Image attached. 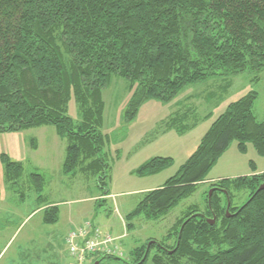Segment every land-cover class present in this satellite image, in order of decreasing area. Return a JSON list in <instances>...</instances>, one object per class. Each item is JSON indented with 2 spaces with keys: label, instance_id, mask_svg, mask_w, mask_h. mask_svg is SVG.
<instances>
[{
  "label": "trees",
  "instance_id": "16d2710c",
  "mask_svg": "<svg viewBox=\"0 0 264 264\" xmlns=\"http://www.w3.org/2000/svg\"><path fill=\"white\" fill-rule=\"evenodd\" d=\"M55 28L85 88L98 90L112 75L136 83L127 121L147 98L168 102L185 85L264 67V0H0V130L43 124L68 130L70 119L50 105L68 93L65 62L51 38ZM254 99L251 93L228 104L181 169L149 191L127 217L168 211L206 177L233 139L251 141L264 154V121L252 114ZM67 158L69 171L74 156ZM169 162L152 159L138 171L155 173ZM233 181L250 189L241 205L229 208L231 214L241 208L236 215L226 216L225 197L220 205L216 194L221 193L214 191L211 210L206 201L202 213H213L214 225L191 217L173 254L150 247L174 263L179 256L193 264H264V188L254 194L264 183V171ZM49 213L54 220L56 210ZM144 249L145 244L134 248L131 263ZM154 258V264H168L159 263L160 255Z\"/></svg>",
  "mask_w": 264,
  "mask_h": 264
},
{
  "label": "rangeland",
  "instance_id": "374dc122",
  "mask_svg": "<svg viewBox=\"0 0 264 264\" xmlns=\"http://www.w3.org/2000/svg\"><path fill=\"white\" fill-rule=\"evenodd\" d=\"M59 33L55 28L51 38L65 62L68 93L50 105L70 124L67 131L55 124L0 130V264H70L64 238L84 220L110 232L111 244L123 253L120 258L133 262L134 248L149 240L170 249L186 216L206 214L211 187L228 191L230 208L248 198L250 189L233 180L262 173L264 154L251 141L233 139L206 177L168 211L127 217L149 191L181 169L228 104L255 93L251 111L257 122L264 121V67L185 85L168 102L147 98L127 121L136 83L112 75L98 90L85 88L70 67ZM69 155L74 160L67 171ZM166 158L170 162L158 172L139 173L149 160ZM216 195L223 205L225 196ZM50 208L56 210L54 220ZM155 255L159 263L193 264L179 256L170 262L154 247L144 264H154ZM101 264L125 263L111 257Z\"/></svg>",
  "mask_w": 264,
  "mask_h": 264
},
{
  "label": "built area",
  "instance_id": "2783aa9c",
  "mask_svg": "<svg viewBox=\"0 0 264 264\" xmlns=\"http://www.w3.org/2000/svg\"><path fill=\"white\" fill-rule=\"evenodd\" d=\"M111 234L101 233L98 227L85 220L71 228L66 237L70 264H83L90 256L98 253L123 256L116 245L111 244Z\"/></svg>",
  "mask_w": 264,
  "mask_h": 264
},
{
  "label": "water",
  "instance_id": "95a60500",
  "mask_svg": "<svg viewBox=\"0 0 264 264\" xmlns=\"http://www.w3.org/2000/svg\"><path fill=\"white\" fill-rule=\"evenodd\" d=\"M263 188H264V183L259 184V186L257 187V189H256V191L254 192V194L257 193L259 190H261V189H263ZM217 190L220 191V192L226 197V206H225V214H226V216L229 217V216L236 215V214L240 211L241 208H239L235 213L231 214V213L229 212V208H230V198H229V195H228V191H227L226 189H224V188H220V187H215V186H213V187H211V188L208 190V192H207V206H208V209L211 210V207H210V204H211V196H212L213 192H214V191H217ZM254 194H253V195H254ZM253 195L249 198V200L253 197ZM194 216H199V217L203 218V219L207 222V224H209V225H214L215 222H216V216H215L213 213H211V217L205 216L204 214H202V213H198V212H197V213H194V214H192L190 217L186 218V219L181 223V225H180V227H179V230H178V234H177V238H176L175 246H174L173 249L168 250V249L164 248L160 243H158V242H156V241H153V240H149V241L146 243V245H145V249H144V252H143L142 257H141L140 260H139L138 262H136V263H131V262H129L128 260H125V259L122 260V259H121L120 257H118V256L100 255V256L96 259V261L94 262V264H100V262H101L103 259L111 258V257H113V258H115V259H117V260H121V261L124 262L125 264H142V263L145 261L146 257H147V254H148V251H149V248H150L151 245H155V246H157V247H159V248L165 250L168 254H173V253L175 252V250L177 249L178 245H179V240H180L181 233H182V229H183L184 225L188 222V220H189L191 217H194Z\"/></svg>",
  "mask_w": 264,
  "mask_h": 264
},
{
  "label": "flooded vegetation",
  "instance_id": "af4514ba",
  "mask_svg": "<svg viewBox=\"0 0 264 264\" xmlns=\"http://www.w3.org/2000/svg\"><path fill=\"white\" fill-rule=\"evenodd\" d=\"M220 188H222V187H220ZM217 191H218V190H217ZM218 192H220V191H218ZM220 193H221V192H220ZM221 194H222V193H221ZM225 200H226V199H225ZM147 242H148V241H147ZM147 242H146V243H147ZM146 243H145V245H146ZM154 246H155V245H154ZM150 248H151V247H150ZM150 248H149V249H150ZM160 249H161V248H160ZM166 249H168V248H166ZM162 250H163V249H162ZM168 250H169V249H168Z\"/></svg>",
  "mask_w": 264,
  "mask_h": 264
},
{
  "label": "crops",
  "instance_id": "0c3cea01",
  "mask_svg": "<svg viewBox=\"0 0 264 264\" xmlns=\"http://www.w3.org/2000/svg\"><path fill=\"white\" fill-rule=\"evenodd\" d=\"M93 224H94V223H93ZM68 230H69V229H68ZM68 230H67V231H68ZM102 232H103V231H102ZM103 233H104V232H103ZM2 250H3V249H2ZM0 253H1V252H0Z\"/></svg>",
  "mask_w": 264,
  "mask_h": 264
}]
</instances>
